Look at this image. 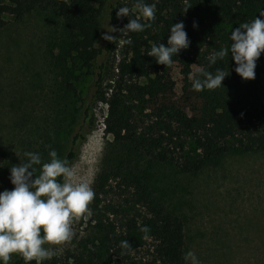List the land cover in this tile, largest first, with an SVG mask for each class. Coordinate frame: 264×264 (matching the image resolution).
Returning a JSON list of instances; mask_svg holds the SVG:
<instances>
[{
  "label": "trees",
  "instance_id": "16d2710c",
  "mask_svg": "<svg viewBox=\"0 0 264 264\" xmlns=\"http://www.w3.org/2000/svg\"><path fill=\"white\" fill-rule=\"evenodd\" d=\"M114 1L109 4L112 22L117 11ZM145 2L155 4L156 17L143 32L128 33L124 37V41L131 42L124 43L123 57L113 66L109 65L112 43L99 46V14L105 3L103 0H0V29L6 23L4 15L20 21L35 14L52 25L49 48L43 60L52 76L47 100L53 115L50 113L46 126L41 122L42 127L35 126L34 130L27 131L17 164L26 162L25 152H38L44 162L49 160L48 152L55 149L58 158L67 160L70 165L85 134L94 128L91 106L96 102L107 107L103 131L114 143L125 146L142 159L171 164L181 174L198 173L229 152L264 154V85L260 81L254 92L244 91L246 84L237 80L222 83L223 86L214 90L196 91L191 86L198 69L213 74L221 69L227 73L235 63L226 55L223 60L209 64L214 52L229 47L222 46L224 38L220 34L223 30L218 32L216 25L233 23L239 7L251 9L264 0H214L210 16L205 15L202 0ZM188 5L191 7L184 11ZM129 6L134 7V0H129ZM180 21L184 23L190 45L172 58L182 76L180 93L176 95L171 66L157 64L146 53L154 43L166 44L172 23ZM194 21L198 25L195 29ZM152 29L157 31L152 33ZM262 62L264 53L256 64ZM193 68L197 71L193 72ZM92 69L96 70L95 91L87 103L74 86L78 79L75 72H91ZM150 70L152 78L142 85L139 80L148 78ZM103 80L109 84L107 98L98 96ZM0 157L3 160L0 191L11 190L9 168L16 161L8 162L4 154ZM34 167L38 176L40 166ZM119 178L126 191L124 205L118 209L101 205L100 195L105 193L110 181ZM92 189L95 195L89 207L94 218L92 233L95 239L81 240L78 254L69 257L70 264H96L95 260L102 259L90 249L96 244L104 247L106 257L127 258L133 250L142 247L147 238L151 263L185 264L183 222L154 196L142 176H121L116 170H101ZM137 207L143 213L136 220L132 212ZM119 214L124 223L118 227L114 218ZM145 227L147 231H142ZM123 240H128L131 247L122 249L120 242ZM68 263V260L60 263L55 259L42 262ZM9 264H25V261L15 255Z\"/></svg>",
  "mask_w": 264,
  "mask_h": 264
},
{
  "label": "rangeland",
  "instance_id": "374dc122",
  "mask_svg": "<svg viewBox=\"0 0 264 264\" xmlns=\"http://www.w3.org/2000/svg\"><path fill=\"white\" fill-rule=\"evenodd\" d=\"M103 1L105 3L99 14V46L112 43L101 38L108 25L122 29L128 23V18H139L136 10L129 6V0H116L113 3L117 10L120 6H125L130 12L128 18L115 17L112 22L109 9L112 0ZM202 1L207 10L205 15L210 16L213 12L211 2L214 0ZM260 10H264V2L251 9L242 6L237 9L233 23L217 24L218 32L223 30L220 34L224 38L221 40L222 46L230 45L229 34L232 29L245 21L252 22L255 17L259 18ZM3 19L6 23L0 29V155H6L8 162L15 160L12 165H16L21 159L20 150L25 144L23 138L28 137L27 131L41 126V122H45L42 123L43 127L46 126L50 113L53 115L47 100L52 76L43 60L49 48L48 38L52 25L35 14L20 21L9 15H4ZM156 31L152 29L151 32ZM111 35L117 37L109 54V65L114 66L123 57L126 35L119 36L118 32ZM101 61L102 58L97 63ZM234 67L235 63L222 83L237 80L246 84L244 91L251 92L255 91V85L259 81L264 85V62L256 64L255 78L252 80H243L234 71ZM196 71L193 68V72ZM95 73L94 69L91 72H75L78 79L74 86L87 103L91 101L95 91ZM152 76L153 72L150 70L148 78H141L139 82L146 84ZM170 76L175 83L174 92L179 95L182 76L176 63L171 65ZM108 85V81L103 80L98 96L108 97ZM91 107L94 128L85 134V139L77 147L75 160L69 165L74 168L78 178L89 180L93 187L95 177L101 170H116L121 176H142L154 196L163 201L170 213L183 222L184 254L189 250L193 251L200 264H264L263 153L229 152L198 173L181 174L171 164H157L142 159L125 146L114 143L112 137L103 131L106 105L96 102ZM2 162L0 157V165ZM121 184L120 178L108 183L105 193L99 197L101 205L115 209L124 205L126 191ZM142 213L143 210L138 207L132 212L137 216L136 220ZM121 216L119 214L114 218L118 227L124 223ZM93 224L92 214L87 219L74 221L72 239L62 245L51 246L58 249L51 259L60 263L68 260L70 264L72 260L69 257L78 254L81 240L95 239ZM144 240V245L133 250L127 258L106 257L104 247L99 244L90 249L102 257L99 261L94 259L96 264H154L151 263L148 251L150 240Z\"/></svg>",
  "mask_w": 264,
  "mask_h": 264
},
{
  "label": "clouds",
  "instance_id": "9594fccd",
  "mask_svg": "<svg viewBox=\"0 0 264 264\" xmlns=\"http://www.w3.org/2000/svg\"><path fill=\"white\" fill-rule=\"evenodd\" d=\"M134 7L139 18L129 19L130 9L120 6L116 17H127L128 23L122 29L108 25L101 38L113 43L117 37L111 33L127 35L150 27L155 19V4L134 0ZM190 7L186 6L184 11ZM192 26L194 29L198 27L195 21ZM184 28L183 21L172 23L166 44L154 43L146 54L157 64L170 67L173 56L190 45ZM229 40V47L214 52L209 64L230 55L235 62L234 71L243 80L254 79L256 61L264 53V10H260L259 18L255 17L251 23L246 22L232 29ZM227 75L221 69L214 74L198 69L191 86L196 91L214 90L223 86L222 81ZM24 156L26 162L9 168V181L13 188L0 191V264H9L13 255L20 256L25 264H32L33 261L42 264L56 255L58 249L51 246H59L72 239L73 222L87 219L92 214L89 205L95 193L91 182L78 178L68 161L58 158L55 149L48 152L47 162H42L38 152H25ZM35 165L40 166L38 176L35 175ZM142 231H147V228ZM120 247L127 249L131 245L128 240H123ZM183 259L185 264H200L191 250L184 254Z\"/></svg>",
  "mask_w": 264,
  "mask_h": 264
},
{
  "label": "built area",
  "instance_id": "2783aa9c",
  "mask_svg": "<svg viewBox=\"0 0 264 264\" xmlns=\"http://www.w3.org/2000/svg\"><path fill=\"white\" fill-rule=\"evenodd\" d=\"M133 9H135V7H132ZM117 62H118V60H117ZM117 64V63H116Z\"/></svg>",
  "mask_w": 264,
  "mask_h": 264
},
{
  "label": "bare ground",
  "instance_id": "6f19581e",
  "mask_svg": "<svg viewBox=\"0 0 264 264\" xmlns=\"http://www.w3.org/2000/svg\"><path fill=\"white\" fill-rule=\"evenodd\" d=\"M92 138V137H91ZM90 142V141H89ZM89 146V145H88ZM91 164V163H90ZM90 168V167H89ZM93 173V172H92ZM90 175V174H89Z\"/></svg>",
  "mask_w": 264,
  "mask_h": 264
}]
</instances>
